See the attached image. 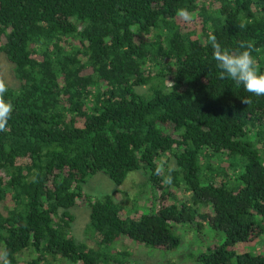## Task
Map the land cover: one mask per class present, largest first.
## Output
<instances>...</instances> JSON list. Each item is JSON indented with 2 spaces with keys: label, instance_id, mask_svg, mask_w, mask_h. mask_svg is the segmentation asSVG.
I'll return each mask as SVG.
<instances>
[{
  "label": "trees",
  "instance_id": "16d2710c",
  "mask_svg": "<svg viewBox=\"0 0 264 264\" xmlns=\"http://www.w3.org/2000/svg\"><path fill=\"white\" fill-rule=\"evenodd\" d=\"M209 33L230 50L254 41L264 71V0H0L13 78L0 69L13 105L0 131L10 264H129L118 240L173 249L175 224L224 233L202 264H264L234 249L263 233L264 96L220 79ZM140 170L160 191L147 212L127 211L119 188L92 199L82 187L97 173L119 187ZM84 204L93 245L71 233V209Z\"/></svg>",
  "mask_w": 264,
  "mask_h": 264
},
{
  "label": "rangeland",
  "instance_id": "374dc122",
  "mask_svg": "<svg viewBox=\"0 0 264 264\" xmlns=\"http://www.w3.org/2000/svg\"><path fill=\"white\" fill-rule=\"evenodd\" d=\"M0 69L4 81L7 83L13 82L11 74V65L6 61L0 53ZM174 166L173 161L169 164ZM147 173L143 170L130 172L123 184L117 187L106 175L97 173L90 177L82 187L83 190L92 198H102L105 195L113 194L114 190L121 189V194H116V198L124 201L127 211L133 214L147 212L152 201L157 199L160 194L158 189H154L148 182ZM156 197V198H155ZM75 216L72 225L73 237L88 245H93L94 242L90 233L86 231L88 223V208L81 205L71 209ZM135 215V213H134ZM263 227V233L249 243H239L234 247L237 251L260 252L264 255V222L260 221ZM172 232L180 238V243L173 249H161L144 244L136 243L133 240L122 238L118 240L113 248L126 250L129 253V264H202L198 258L199 254L206 251L208 248H213L219 245L224 240V233L219 230L212 229L208 224H203L201 228L189 224H175L172 227ZM61 264H80L72 263L66 259H59Z\"/></svg>",
  "mask_w": 264,
  "mask_h": 264
},
{
  "label": "clouds",
  "instance_id": "9594fccd",
  "mask_svg": "<svg viewBox=\"0 0 264 264\" xmlns=\"http://www.w3.org/2000/svg\"><path fill=\"white\" fill-rule=\"evenodd\" d=\"M176 15L184 21L191 20V14L186 8L176 10ZM242 28L243 25H240ZM208 43L212 49V56L220 70V79L230 78L237 85H242L244 90L256 96H264V71H261L252 55L254 50V41H241L235 50L223 47L217 40V37L209 33ZM8 91L5 82L0 79V131H4L8 120L11 118L13 105L4 99V94ZM243 103L248 104V98L243 99ZM174 169L168 166L167 175L163 176L162 183L171 184V172ZM165 172L164 163L158 164L154 174L161 176ZM7 250L0 252V259L3 264H10Z\"/></svg>",
  "mask_w": 264,
  "mask_h": 264
}]
</instances>
